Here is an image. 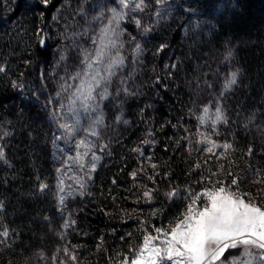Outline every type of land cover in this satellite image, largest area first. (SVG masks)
Segmentation results:
<instances>
[{
	"label": "trees",
	"instance_id": "obj_1",
	"mask_svg": "<svg viewBox=\"0 0 264 264\" xmlns=\"http://www.w3.org/2000/svg\"><path fill=\"white\" fill-rule=\"evenodd\" d=\"M118 1L0 0V264H132L218 179L264 180V0H144L112 25L105 151L60 200L58 103Z\"/></svg>",
	"mask_w": 264,
	"mask_h": 264
},
{
	"label": "rangeland",
	"instance_id": "obj_2",
	"mask_svg": "<svg viewBox=\"0 0 264 264\" xmlns=\"http://www.w3.org/2000/svg\"><path fill=\"white\" fill-rule=\"evenodd\" d=\"M117 3L118 6L112 15L106 14L105 19L102 18L97 26L95 23L92 24L95 29L93 32L92 29L90 31L94 36L93 38L96 39L90 46L94 47L86 50L89 59L85 62L83 76L74 83L76 84L75 88L58 103L57 117L60 125L54 127V134L55 152L59 163L58 190L60 200L63 202L66 200L70 202L73 197L86 191L101 160V152L105 151V146H107L105 138L100 137L98 139L95 132L99 129V123L103 118L102 106L99 103L107 98L110 93L109 88L114 77L119 73L118 68L123 60L121 50H124L118 46L115 37L112 40L111 33L115 32L112 25H116L115 21L124 18L126 14L128 16L134 15L137 24L136 12L140 11L135 7L137 3H140V0H125L127 7H124L120 0ZM128 7L130 13L126 11ZM141 7L143 9V5ZM168 7L165 6L163 9L166 10ZM104 8L106 7L104 6ZM89 89L91 90L90 95ZM61 125H69L70 127L68 131H65ZM235 181V184L229 185L227 179H218L212 185V189L205 192H216L220 188H224L226 193L233 195V198L242 199L245 203L259 207L264 211V180L262 177L247 174L241 175ZM234 185H238L237 189L232 188ZM204 193L201 199L191 207L194 213L210 206L208 197ZM188 214L189 211L175 224L150 234L147 237L150 238L149 247H166L163 241L171 239L172 229L181 224ZM144 248L145 241L141 250ZM141 250L135 260L141 254L146 259L150 256L148 250H144L143 253ZM244 250L245 246L243 245L228 248L220 259L214 261L213 264H233L234 260L236 264H247L248 261H251V264H264V260L259 259L260 255H264V251L249 247L251 255H243ZM225 257L228 258L227 261ZM157 264H172V262L158 260Z\"/></svg>",
	"mask_w": 264,
	"mask_h": 264
},
{
	"label": "snow or ice",
	"instance_id": "obj_3",
	"mask_svg": "<svg viewBox=\"0 0 264 264\" xmlns=\"http://www.w3.org/2000/svg\"><path fill=\"white\" fill-rule=\"evenodd\" d=\"M45 3L48 0H44ZM127 7L125 0H120ZM159 3V0H157ZM144 0L136 4V8L143 10ZM139 23V21H137ZM3 69H0L2 71ZM236 82L233 73L229 83ZM91 90L89 89V95ZM68 131L69 125H61ZM3 153L0 152V158ZM236 183L235 180L232 182ZM209 205L202 211L189 214L181 224L171 231V239L163 241L164 248L149 247L150 238L145 240V248L150 256L146 259L142 254L132 261V264H157V261H171L172 264H213L219 260L228 248L245 246L243 255H251L249 247L264 251V211L244 200L233 198L231 193H226L224 188L216 192H205ZM159 231V230H158ZM7 235V233H3ZM227 257L225 260L227 261ZM264 260V255L259 256ZM236 264V261H233ZM247 264H251L248 261Z\"/></svg>",
	"mask_w": 264,
	"mask_h": 264
}]
</instances>
